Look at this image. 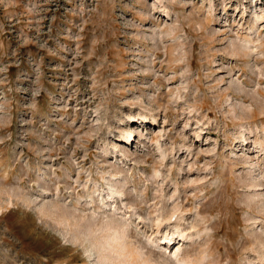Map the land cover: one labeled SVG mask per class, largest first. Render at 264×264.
<instances>
[{"label": "rangeland", "instance_id": "374dc122", "mask_svg": "<svg viewBox=\"0 0 264 264\" xmlns=\"http://www.w3.org/2000/svg\"><path fill=\"white\" fill-rule=\"evenodd\" d=\"M0 264H264V0H0Z\"/></svg>", "mask_w": 264, "mask_h": 264}]
</instances>
